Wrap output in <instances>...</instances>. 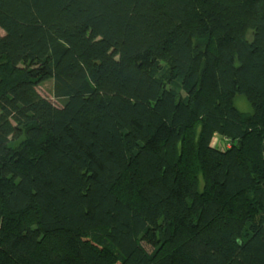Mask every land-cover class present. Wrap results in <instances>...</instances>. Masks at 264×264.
Listing matches in <instances>:
<instances>
[{"label":"trees","instance_id":"16d2710c","mask_svg":"<svg viewBox=\"0 0 264 264\" xmlns=\"http://www.w3.org/2000/svg\"><path fill=\"white\" fill-rule=\"evenodd\" d=\"M0 31V264H264V0H0Z\"/></svg>","mask_w":264,"mask_h":264},{"label":"rangeland","instance_id":"374dc122","mask_svg":"<svg viewBox=\"0 0 264 264\" xmlns=\"http://www.w3.org/2000/svg\"><path fill=\"white\" fill-rule=\"evenodd\" d=\"M51 87H52L51 80H47V81H44L43 83H41L40 85H38L37 90L42 96H44V97H46L52 101H55V99L53 98V96L51 94ZM238 98L239 97H237L235 100V105L237 106V108L240 109L241 111H246V109L250 110L249 105L246 104L242 99L239 100ZM217 140L224 142L223 138H219V136L215 134L212 137L211 143L213 142L215 144V143H217Z\"/></svg>","mask_w":264,"mask_h":264}]
</instances>
